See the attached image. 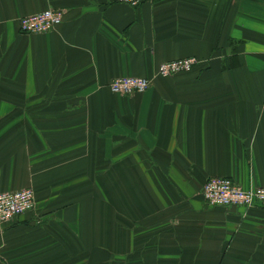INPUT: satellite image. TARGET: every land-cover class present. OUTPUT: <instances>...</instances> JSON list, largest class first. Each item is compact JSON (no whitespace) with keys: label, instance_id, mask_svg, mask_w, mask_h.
I'll list each match as a JSON object with an SVG mask.
<instances>
[{"label":"crops","instance_id":"obj_1","mask_svg":"<svg viewBox=\"0 0 264 264\" xmlns=\"http://www.w3.org/2000/svg\"><path fill=\"white\" fill-rule=\"evenodd\" d=\"M50 8L53 31H19ZM190 57L142 94L107 91ZM213 177L264 187V0H0V192L37 196L0 227V264L91 243L92 264H264V205L208 206Z\"/></svg>","mask_w":264,"mask_h":264},{"label":"built area","instance_id":"obj_2","mask_svg":"<svg viewBox=\"0 0 264 264\" xmlns=\"http://www.w3.org/2000/svg\"><path fill=\"white\" fill-rule=\"evenodd\" d=\"M131 7H137L146 0H120ZM64 17L60 9H45L18 20V29L23 34L40 35L53 31ZM198 64L195 58H183L159 64L152 78L119 77L109 83L112 93L130 96L144 93L156 79L171 78L190 73ZM202 197L210 207H246L264 205V187L242 188L238 183L222 177L208 179L202 187ZM35 205L31 189L0 192V227L12 219L30 212Z\"/></svg>","mask_w":264,"mask_h":264},{"label":"rangeland","instance_id":"obj_3","mask_svg":"<svg viewBox=\"0 0 264 264\" xmlns=\"http://www.w3.org/2000/svg\"><path fill=\"white\" fill-rule=\"evenodd\" d=\"M119 78V77H118ZM111 82V81H110ZM107 91L109 94H112V95H118V94H114L110 91L109 89V84L107 85ZM137 95V94H135ZM118 96H122V95H118ZM130 96H134V95H130ZM130 96H127V97H130ZM26 189H31L34 193V198H35V205H36V199H37V196H36V192L33 188L29 187V188H26ZM106 197L105 193L103 192V198ZM34 205V207H35ZM34 210V208L30 211L32 212ZM30 212H27L26 214L30 213ZM25 215V214H24ZM17 218V217H16ZM14 219H12L11 221H9L7 224L11 223ZM6 225V224H5ZM92 242V233L90 234V239H87V242ZM86 242V243H87ZM90 249H91V252L90 253H85V254H82L80 256H77V252L75 254H71V258H70V264H92V261H93V254H92V248H93V243H91V245L89 246Z\"/></svg>","mask_w":264,"mask_h":264}]
</instances>
